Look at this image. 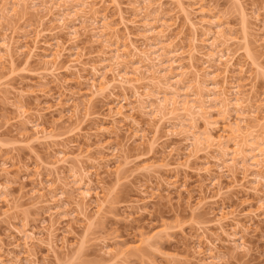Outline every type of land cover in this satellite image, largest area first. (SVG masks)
<instances>
[{
  "label": "rangeland",
  "instance_id": "obj_1",
  "mask_svg": "<svg viewBox=\"0 0 264 264\" xmlns=\"http://www.w3.org/2000/svg\"><path fill=\"white\" fill-rule=\"evenodd\" d=\"M1 1L0 9L3 7ZM7 1L12 4L15 0ZM39 1L41 0L37 3ZM116 1L118 5L112 0H105L103 5L97 6L100 7L101 14L108 16L112 26L118 28V45L126 54H130L132 43L149 53L152 49L145 47L139 38L142 33L139 28L141 24L133 27L128 24L132 34L129 43L118 11L121 8L124 20L139 22L140 19L134 17L133 7L136 1H143ZM158 1L162 4L163 13H166L164 19L174 24L167 42L182 53L181 62L185 69H188L187 53L192 47L193 34L181 8L197 24L201 19L196 12L198 6L209 10L210 16H215L224 24L227 35L232 40L228 44L229 49L231 52L237 51L235 63L244 66L246 73L241 74L236 66L231 69L224 84L222 67H215L218 64L216 57L210 60L209 71L218 74L215 78L218 86L224 84L227 90L231 86H239L248 124L258 126L253 132L249 127V131L243 129L245 124L240 119L243 115L236 108L233 95L229 96L228 106L223 107L213 88L212 75L207 76L203 70L202 63L206 58L198 54H195L194 66L201 74L200 81L203 83H200V87L194 79L195 70L188 69L185 84L183 82L173 87L163 85L166 83L164 79H167L165 76L169 77L168 72L159 69L160 74L152 75L155 68L144 60H139L143 58L141 55L139 59L135 58L136 61L130 57L124 58L130 69H141L140 77L144 81L138 86H147L146 89H140V92L147 94L140 104L134 101L130 91L126 92L132 101L128 108H134L130 112L124 110V115L129 117L127 120L113 116V112L117 110L115 108L121 103L117 102L124 97L123 92L115 90L113 94L116 95L111 96L113 98H108L107 93L91 97L87 85L92 79L91 73L88 68L81 70L80 74L73 69L66 71L65 68L69 65L67 53H64L57 64L59 70L55 77L43 70L46 66L43 62L46 60L42 57L44 45L41 43V50L36 53L35 58L28 59L26 53L18 54L19 56L15 53L13 73L7 63L0 70V164L6 163L5 167L0 165V183L7 189L9 202H6L8 205L4 204V200L3 203L0 202V264L31 262L32 257L27 258L31 251L28 250L27 254V250L23 248L24 240L17 232L23 230L24 223L38 234L36 241L30 244L32 253L36 256L33 259L36 264H264V180L255 184L249 177L248 181L242 182V162L238 156L236 159L239 167L235 174L238 185L242 183L240 186L231 182L229 173L226 175L217 168L231 158L235 151L240 150L242 155L253 156L255 153L249 151V145L257 141L264 149V0ZM98 2L99 0H95V3ZM26 5L27 9L15 7V15L1 19L0 40L7 33V37L14 35V41L26 34L33 38L38 18L44 12L29 7L30 0H26ZM153 7L148 10L150 13H153ZM8 8L11 9V6ZM52 26L55 27L56 24H49L45 28ZM203 26L210 28L204 24ZM60 37L66 42L67 36L64 33ZM41 39L42 42H53L49 35ZM112 39L114 42L115 39L110 38ZM90 40L91 33H86L78 46L86 52L94 53L103 49L101 45L91 44ZM22 41L18 39V42L23 43ZM27 46L31 47V43L28 42ZM206 49L201 48V53L212 52ZM251 59L259 66L258 69L252 65ZM82 61L88 63L87 58ZM104 71L101 68L100 72ZM165 86L173 88L167 90ZM188 86L190 92L187 90ZM175 90L179 95V103L175 106L178 110L172 115L170 124L158 126V119L150 117L153 113L151 110L160 105L159 99ZM197 93L202 94L204 99H209L206 100V114L194 110L196 129L192 131L198 136L208 135L214 141L212 140V148L201 141L195 148L197 153L194 150L197 157L189 160L187 157L190 153L182 138L186 134L183 129H190L192 120L187 116L186 110L189 109H184L180 101L189 100L188 104L198 106L200 101L195 100ZM168 97H171L170 94ZM117 99L119 101L115 102ZM191 104L188 105L189 108ZM17 107H22L27 112L26 117L30 122L40 121L45 134L53 137L34 141L33 127L18 125ZM49 107L51 109H47ZM109 108L113 111H109ZM167 108L164 113L172 109L170 106ZM136 123L139 125H135ZM236 126L241 127L242 136L234 131ZM179 127L182 129H178ZM168 129H176L174 132L179 131L180 134L167 136ZM221 148L224 150L221 151ZM113 149L116 150L114 155ZM62 150L68 155L66 165L56 163ZM224 151L229 156L224 157ZM126 161L128 164H125ZM207 162L211 177L202 173ZM247 164H250V160ZM261 170V175L264 176V169ZM35 171L42 174L44 185H51L55 189L63 188L66 192L65 199L60 203L61 215L53 218L59 224L54 225L56 231L53 238L47 234L48 223H40L42 220L48 221L43 212L44 206L34 205L35 198L30 194L32 190L40 188L30 181ZM82 178L86 185L89 181L87 187L92 189L86 204L79 195L86 189L85 186L82 188L78 185V180ZM213 179L220 181L219 187L212 185ZM2 199L5 198H0V201ZM76 202L86 207V219L81 216V209ZM81 205L79 206L83 208ZM7 210L8 215L5 217L2 213ZM222 215L228 219L222 220ZM233 234L237 236H232ZM52 241L56 245L54 243L52 246ZM241 241L244 244L242 248L239 247ZM209 243L216 246L213 250L214 259L208 258ZM17 245L19 250L15 247Z\"/></svg>",
  "mask_w": 264,
  "mask_h": 264
},
{
  "label": "bare ground",
  "instance_id": "obj_2",
  "mask_svg": "<svg viewBox=\"0 0 264 264\" xmlns=\"http://www.w3.org/2000/svg\"><path fill=\"white\" fill-rule=\"evenodd\" d=\"M37 1L38 0H30L31 6H29V7H32L33 9L40 11L42 13L44 12V14L38 18V22H37L38 25L36 26V28H34L35 31L32 33L33 38L31 39L30 34H26V35H21V38H17L14 41V37H13L14 35L7 37L6 36L8 34L7 33L0 40V70H2V66H4L5 63H7L9 65V67L11 68V73H13L12 69H14L13 66L15 63L13 57L16 55L19 56L18 54L26 53L28 59L33 58L34 56H36V53H38V51L41 50L40 49L41 47L39 46V44L41 43L42 45H44V47L42 48V52L44 53V55L42 57L44 60H46L43 62L46 65L43 70L46 74L55 77V74L59 70L56 66L60 62L62 57H64V53H67L69 65H67L68 67L65 68L66 71L69 69H73L75 72L80 74L81 70H85V68H88V71L91 73L92 79L88 78V80L90 79L88 81L90 83L88 84V82H87V85H89L88 88L90 89L89 92H91L90 94H92L91 97L92 96L95 97L96 95H99V96L102 95L103 96V94L107 93L106 95L109 96L108 98H113L111 96L116 95V94H113V93H115V90H118V91L120 90L123 92L122 96H124V97H122L121 101H119V99H117L115 101V102L119 101V102H117V104L120 102L121 103L119 104V106L117 108H115L117 110L115 112H113L114 114L113 113L112 114L114 117H124L127 120H129V117L124 115L125 114L124 110L125 111L128 110L130 112V111H133L134 108H133V106H131L132 108H128L131 105L132 101H130V97H128V95H126V92L130 91L131 92L130 94L134 98V101L139 102V104H140L143 101V97L147 95L145 93L143 94L142 93L143 91L142 92H140V91L143 89H146L147 86L146 87L138 86L139 83L141 84V82L144 81V78L140 77V76H142L141 72H140L141 69L138 67L134 68V69H130L127 66L128 63L124 60V58L130 57L132 60H135V58L139 59L140 55H141V57H143V58L139 59V60H141L142 62L144 60V62L151 64L152 68H155L152 75L154 73L160 74L159 73L160 71L158 72L159 69L160 70L163 69L164 70L163 72L167 71L168 72L167 75H169L170 78L165 76V78H167V79L163 78L164 81H166V83H163V85L169 84V86L170 85L179 86L181 83L186 81L187 76H188V71H189L188 69L195 70L194 79H196V82H197L196 84L198 86L199 85L201 86L200 83H203V81H200L201 74L199 71H197L195 69V66H194L195 65L194 64V59H195L194 57H195V54H198L201 57L206 58V60L203 61V63H202L204 66L203 70H205V74L207 76L212 75L213 88H215L214 90H216L217 95L220 97V103L223 105V107L228 106L227 103L230 101L229 96L233 95L234 101H235V106L238 109L239 113H241L243 115L242 118H240L241 122L243 124H245L243 126L244 127L243 129H245V128L247 129L249 127V129H252V132H253L254 131L253 129H255V127L258 126V125L250 126L248 124V120H247V117H245L246 114L244 112V107H245L244 103H243L244 99L241 96L240 91L238 90L239 86L238 85H235V87L231 86L232 88L230 87L231 88L230 90L225 89L223 86L224 84H226L227 79H228V75H229L232 68H235L236 66L239 67V71L241 74H245L246 70H245L244 66L237 65L235 63L237 51L231 52L229 49V45H228L229 43L232 42V40L229 37V35H227V30H226V28H224V24L220 20L218 21V18H216L215 16H210V13L208 12L209 10L206 11L201 6H198V9L196 12L198 14H200L201 19L199 18L200 23L197 24L191 19L190 14L187 13L186 10L181 8V3L179 2L180 8L183 11V13L185 14L186 21L189 24L191 34H193L192 35L193 37L191 39L192 40V44H191L192 47L190 48V50L187 53L188 54V58H187L188 69H185L184 64L181 62L182 53L173 49L172 46H170V44L167 42V40L169 38V34L172 30V26L174 24H170V23H168V21H166L164 19L166 13H163L162 4L158 0H142L143 2H141V3H143V4L139 3L138 1L135 2V6L133 7V14H134V17L140 19L139 22H137V20L136 21L135 20H127V21L124 20L122 18L123 11L121 10V8L118 10L119 11V17L121 18V21H122L121 24L124 26V29L127 32L128 42L132 36V34H130V28H129L128 24L131 25L132 27L141 24L139 26V28H141L142 33L140 34L139 38L142 39V42H143L142 44L145 47L153 50V51L149 50V53H148L147 51L145 52V50L142 51L141 48H139L135 44L133 45V43H132L131 44L132 49H131L130 54H126V52L123 50V48L121 49V47L118 45V41H119L118 31H117L118 28H114L112 26V24L110 23L109 18L106 14L100 13V7L97 5H99V4L103 5L105 3V0H99L98 3H95V0H55L53 2H52V0H49V1L41 0V1H39L40 3L39 2L37 3ZM112 1L118 5L116 0H112ZM1 2H2L3 7H2V9H0V21H1V19L5 20L10 15H11V17L13 15H15L17 13L15 7L19 6V7H22L23 10L27 9L26 0H15L14 1L15 4L13 2L11 4L7 0H2ZM8 6H11V9H9ZM119 7L120 6H118L117 8H119ZM152 7L154 8V11H153V13H150L148 10L151 9ZM189 8H191V7H189ZM54 11H56V13ZM208 16H210V17L208 18ZM52 23H55L56 26L45 28V26H49V24L51 25ZM176 24H177V22H176ZM203 24L209 26L210 28L204 27ZM76 25H78V26H76ZM61 33H64L67 36L66 42L61 40V37H60ZM86 33H91V40H90L91 44H98V45H101L103 47V49L101 51L96 52V53L86 52L84 48H80L78 46V43L80 42L81 37L83 35H85ZM12 34H13V32H12ZM48 35L50 36V38L53 42H51V43L42 42L41 38H43V37L46 38ZM108 35H111V36H108ZM17 37H19V36H17ZM112 37L115 39L114 42H112L113 39L110 40V38H112ZM18 39L23 40L24 42L22 41L23 43H20V42H18ZM28 42L31 43V47L27 46ZM122 47H125V46H122ZM201 48L210 49L212 52L209 54H202ZM246 52L248 54L247 50H246ZM15 53H16V55H14ZM109 54H111V55H109ZM215 57L217 58V61H218V64H216L215 67L218 69H220L222 67V69H223V77H224L223 82H224V84L221 85V87L218 86L219 83H217L216 79H215L218 74L215 75L214 73L209 71V69L211 68V65H209V62L211 59H213ZM83 58H87L88 63L87 62L83 63V61H82ZM251 62H252V65H254L257 69L259 68V66L256 65L255 61H253V59H251ZM140 65H142V64L140 63ZM166 65H167V67H166ZM101 68H104L105 71L100 72ZM171 72L172 73L174 72V73L172 74ZM109 76H111V77H109ZM108 77H109V79H108ZM56 78H57V76H56ZM183 84H185V82ZM172 86L169 88H166V86H165V88L167 90H172L171 88L174 87V86L173 87ZM186 87L187 86H185V88ZM185 88H183V89L185 90ZM188 89L190 90V86H188L187 90ZM189 90H188V92H190ZM173 91L168 92V94H170L171 97H168V94H165L163 99H161V100L159 99L160 105L157 108L153 107L151 110L153 113H152V115H150V117L152 116L153 118L158 119V121L156 123V124H158V126H161V124L163 125V123L170 124L171 123L170 119H172L171 118L172 115H174V113L178 110L176 108L177 107L176 105L179 103L177 101L179 95L177 96L176 90H175V92H173ZM199 92H200V90H199ZM71 96H74V94L73 95L71 94ZM148 97H149V95H148ZM195 97L197 98V99L195 98V100L197 102H198V100L200 101V105H198V106H192V104L190 103L191 106L189 108L188 107V105H190V104H188L190 102L189 100H188L189 102L187 100L186 101L184 100L183 102L180 101L181 105L184 109L185 108L189 109V110H186L187 116L192 120L190 123V129H185L183 127L184 128L183 132H185L186 134L184 135V138H182L183 141L186 142V150L188 151V153H190V155L188 157L186 156L189 160L192 158L194 159V157L197 155L196 153L198 150L196 149L197 150L196 151L195 148L199 144H201V141H205L209 148L210 147L212 148V145H213L212 142L214 141L213 139H212L213 140L212 141L211 137L208 135L198 136V135H196V133L193 132L196 129V124L194 122L195 120L193 118V116H194L193 114H196L194 110L197 109V111L200 114H202V113L206 114L205 105L207 102L206 100L209 99V97H207V99H204L203 95L200 93H197L195 95ZM90 99H89V101H90ZM215 100H217V99H215ZM217 102H219V101H217ZM169 106L172 109H170L169 112L166 110L168 112V113L166 112L167 114L164 113L165 109H168L167 107H169ZM126 108H128V109H126ZM183 108H182V110L184 111ZM17 109L19 112L18 117L16 118L18 125H20L21 127H25L26 125H30L31 127H33L32 129H34V135H35V137L33 139L34 141L49 140L50 138L53 137L50 135L47 136L45 134V130H44V128H42L40 121H39L40 123L35 122L37 124H35L33 121L30 122L31 120L29 121V119H27V117H26L27 112L25 110H23L22 107H17ZM47 109H51V107H49ZM111 109L109 108V111ZM112 111H113V109H112ZM225 112H227V111H225ZM72 115H74V114H72ZM252 115H254V113ZM182 123L179 126H181ZM135 125H139V124L136 123ZM171 126L174 127L175 125H171ZM186 127H188V126H186ZM178 129H182V128L179 127ZM174 131L168 129L167 130V136H173L175 134L177 135V133L179 132L178 131L176 133ZM234 131L236 132V134L240 133L241 134L240 136H242V132H241L242 129L240 126H236ZM235 132H234V134H235ZM178 134H180V133H178ZM72 135H73V133H72ZM249 135H251V134H249ZM180 136H183V135H180ZM247 137H249V136H247ZM141 138L143 140L144 136H142ZM159 140H160V138H159ZM252 140H254V137L252 138ZM155 142H156V140H155ZM257 142H259V141H257ZM248 143H250V142H248ZM256 143L249 145L250 150L248 148L249 151L255 153L254 155L251 153L253 156H245L246 154L242 155L240 150H239L240 152L235 151L234 153H232L231 158H229L226 161L223 160L224 162L221 165L217 166V168L220 172L226 173V175H228L227 173H229V175L232 179L231 182H233L234 185H238V183H237L238 181L236 180V174H235L236 173L235 170L239 167V165L237 164V159H236L237 156H238V159L240 158L241 162H242L241 163V166H242L241 181L242 182H243V180H247L249 177H250V179L252 178V183H255V184L264 180V176L261 175V172H262L261 169H264V149H262L261 146L258 145V143L257 144ZM236 145L238 146V144H236ZM238 147H240V146H238ZM63 148H65V147H63ZM66 148H67V146H66ZM218 149H220V147H218ZM194 150L196 151V153L194 152ZM222 150H224V149L221 148V151ZM115 151H116L115 149L112 150V152H113L112 155H114ZM174 154H176V153H174ZM207 154L208 153H206V155ZM247 155H250V154H247ZM223 156L224 157L229 156V154L224 151ZM248 157H250V158H248ZM114 158H116V157H114ZM212 158H214V157H212ZM188 159H186V161ZM189 160H188V162H189ZM214 160H216V159H214ZM248 160H250V164H247ZM208 162L206 163L207 164L206 167L204 169H202V173H205V174H207L208 177L209 176L211 177V175H210L211 172L208 168ZM56 163L63 164V165L64 164L66 165V163L68 164V155L66 154V152H64V150L59 152ZM185 163H187V162H185ZM217 163H219V162L217 161ZM125 164H128V162L126 161ZM236 164L238 165L237 167H236ZM5 165H6V163L3 162L1 166L5 167ZM25 172H28V170L25 169ZM43 179L44 178L42 177V174L39 171H35V173L33 175V179H31L30 181L32 183L37 184L40 188L38 187L39 189L32 190V192L30 194H32V197L35 198L34 205H40L41 204L44 206L43 212H44V215L47 216L48 221L42 220V222H40V223H42V224L48 223L49 228L46 229L48 231L47 234H49V236L53 238L54 237L53 233L56 231L54 229V225L58 224V222L53 221V218L56 215H61V213H59L62 209L60 207V203H62V199H65L66 192H65V190H63V188L55 189L56 187L52 188L51 185H50L51 187L49 185H48L49 187L47 185H44L45 183H44ZM78 182H79L78 183L79 187L82 186V188H83V186H85V188H86L85 190L83 189L81 191V193L78 192L80 197H81V200L84 199L85 201L83 200V202L85 203L86 200L87 201L89 200V198L91 196V192H92L91 190L92 189H90L91 187H87V185L89 186V184H88L89 181L87 182V185H86V182L83 183V178L79 179ZM241 184H239L238 186H240ZM212 185H216L217 187H219L220 181L218 179H213ZM212 188H214V186ZM218 190H220V188ZM253 191L256 192V189L255 190L253 189ZM0 198H5V199H2L0 202H2L4 200L3 201V202H5L4 204L9 203L7 201L8 200L7 199V189L1 183H0ZM78 198H79V196H78ZM78 204L81 205V203L76 202V205H78ZM79 205H78V208L81 209L80 213L82 212L81 216L83 215V217L85 218V215H86L85 214V212H86L85 208L86 207L81 205V206H83V208H82ZM101 205H103V204H101ZM7 212H8V210L4 211V213H2L3 216L7 217V215H8ZM225 214H227V213H225ZM230 214H231V216H233L232 213H230ZM221 219L225 220V219H228V217L222 215ZM23 225H24V226H22L23 230L21 229L22 231L18 230L17 232H18V234H20L22 236V238L24 240L23 241L24 242L23 248H25L27 250L26 251L27 254H28V250L31 251V252H29L31 254L30 256L26 255V256H28L27 258L32 257V260L28 259V260H31V262H29L27 260L28 263L29 264H36V261H34L36 259V256L34 255V252L32 253L33 250L30 248V246H31L30 244H32V242L36 241V238H38L36 236L38 234H35L36 233L35 230L28 228V224L24 223ZM235 235L233 234L232 236H235ZM38 240H40V239H38ZM147 240H150V239L148 238ZM52 243H53V241H52ZM54 243L56 245L55 241H54ZM54 243L52 244V246H54ZM63 243H65V242H63ZM49 245L51 246V243ZM243 245L244 244L242 242L239 247L242 248V247H244ZM208 246L209 247H208L207 252L210 253V257H208V258L212 259L214 256L213 250L216 248V246L213 243H209ZM15 247H17V249H18V245ZM65 248H66V246H65Z\"/></svg>",
  "mask_w": 264,
  "mask_h": 264
}]
</instances>
